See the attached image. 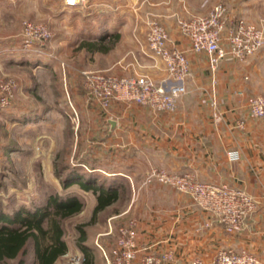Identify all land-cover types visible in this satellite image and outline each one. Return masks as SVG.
I'll return each instance as SVG.
<instances>
[{
	"label": "crops",
	"instance_id": "obj_1",
	"mask_svg": "<svg viewBox=\"0 0 264 264\" xmlns=\"http://www.w3.org/2000/svg\"><path fill=\"white\" fill-rule=\"evenodd\" d=\"M39 1L0 0V10L10 19L2 28L16 32L10 31L13 28L10 27L13 25L11 19L30 15L49 18L61 15L62 26L66 27L68 17L73 14H67L72 6H66L69 9L65 14L61 10L53 14L55 6H51L50 0H43L41 9L37 7L42 2ZM80 11L75 12L77 17L71 26L78 36L73 41L53 40L58 57L42 59L38 65L49 71H60V63L74 59L77 61L75 70L69 65L67 71L80 81L83 72L91 69H111L116 74L138 71L159 83L167 77L163 59L152 56L148 45L139 39L146 29L143 20L132 18L131 12L124 8L121 21L115 25H108V22L107 26L99 28L93 13L84 16ZM249 19L261 23L264 7ZM99 42L104 47H100ZM171 44L188 50L192 60L189 89L174 112L155 111L145 105L123 101H114L104 109L79 88L81 83L77 87L72 85L69 98L78 114L74 145H83L86 138L81 131L88 129L93 131V136L87 145L96 153L92 161L84 160L82 164L113 182L120 195L129 196L125 204L111 214L110 226L113 228L114 223L118 232L121 226L133 224L139 256L147 252L162 256L169 251L172 253L170 264H187L195 257L212 264L221 248H246L264 264V122L249 117L246 105L248 96L264 93V46L244 60L223 59L214 94L207 59L191 51L190 39L175 26L171 31ZM20 58L25 60L26 57ZM65 68L62 67L64 72ZM27 82L25 80L24 84ZM26 86L30 87L23 85ZM213 95L218 99L217 106L211 102ZM27 112L19 108L15 113ZM85 117L89 118L87 127H84ZM244 117L246 126L238 127L237 120ZM231 151H238L240 157L231 159ZM101 153L104 156L99 155ZM151 166L171 171L190 170L202 181L244 187L255 195L258 206L248 215L240 231L230 233L187 193L168 184L146 182ZM115 244L113 232L103 246L111 250Z\"/></svg>",
	"mask_w": 264,
	"mask_h": 264
},
{
	"label": "rangeland",
	"instance_id": "obj_2",
	"mask_svg": "<svg viewBox=\"0 0 264 264\" xmlns=\"http://www.w3.org/2000/svg\"><path fill=\"white\" fill-rule=\"evenodd\" d=\"M50 1L51 6H55L53 14L60 10L65 14L69 9L66 6H72L67 14H73L68 19L65 17L67 19L66 27L62 26L64 23L61 20L63 18L60 17L61 15L58 16L59 18L36 17V15H30L27 18L19 16L15 17L17 19L13 17L11 19L13 25L10 27L13 28L10 31H16L11 33L2 28V25L10 23V19L0 10V13L2 12L1 19L4 20L2 22L0 19V40H3L0 41V78L2 80L13 78L17 83L11 102L0 108V210L13 213L24 207L31 209L37 205H45L50 194L76 191L84 206L78 213L63 219L64 238L69 249L55 264H84L85 259L82 260L84 254L78 246L81 225L86 229L87 243L92 246L95 252L98 251L95 253L94 264H111L100 245H103L108 237H112L113 232L117 241L118 232L115 231L114 223L113 228L110 226V216L118 207L125 204L129 196L121 194L114 204L99 212L94 218L95 194L85 191L77 184H72L66 190L63 184V180L69 173L70 165L79 163L81 169H88L82 164L83 161H92L96 154L87 145L89 144L88 139L93 136V131L82 130L81 135L86 138V141L83 145H74L78 114L73 108L69 96L72 85L77 87L80 83L82 87L79 86V88L89 94L84 74L80 81L79 77L75 78L73 74L68 73L69 65L73 70L75 62H77L71 58L67 62L60 63L58 68L62 71H49L41 64L32 67L20 57L36 55L43 60L53 55L58 57L52 42L53 40L58 42L62 38L73 41L78 36L71 26L75 22V16L77 17L75 12L80 10L82 12L80 11L79 14L84 16L93 13L100 28L103 25L107 26L108 22L110 23L108 25H115L121 21V11L126 8L133 15L132 18L143 20L146 29L143 31V37H139V39L145 44L152 22L161 23L171 34L174 26L180 30L177 22L178 17H186L188 11L207 13L219 3H222L227 9L228 22L235 16H247L249 19L258 9L264 7V0H77V4H69L68 0ZM39 3L40 5L37 7L41 9L43 0H40ZM46 3L48 2L46 1ZM26 20L43 24L51 32V38L44 44L40 43L46 46L47 54L38 55L34 51L28 52L23 49L22 37ZM223 44H227V41L224 40ZM41 47L38 45V48ZM43 49H45L44 46ZM197 54L201 59H207V69L212 76L214 71L209 66L207 53ZM24 63L25 65H23ZM61 66L63 68L66 66V72ZM218 69L219 66L215 71L216 76ZM191 75L186 81L187 90L189 89L188 79ZM71 79H73V83L70 82ZM25 80H28L27 84H24ZM23 85H30V87L26 86V89ZM19 108L26 109L28 112L26 114L15 113ZM27 116L31 117L30 121H23L22 119ZM87 117L83 119L84 127L89 126ZM98 136L101 137V134ZM102 154L104 156V153L99 155ZM58 169L61 175L57 174ZM34 262V249L30 243L25 252L16 258L6 260L3 264H34Z\"/></svg>",
	"mask_w": 264,
	"mask_h": 264
},
{
	"label": "built area",
	"instance_id": "obj_3",
	"mask_svg": "<svg viewBox=\"0 0 264 264\" xmlns=\"http://www.w3.org/2000/svg\"><path fill=\"white\" fill-rule=\"evenodd\" d=\"M77 4V0H68ZM226 7L219 3L207 13L188 11L186 17H178L181 32L190 39V49L196 53L208 55L209 66L213 70L211 83L217 84L215 71L220 62L228 57L244 60L258 52L264 46V20L260 22L245 16H235L228 22ZM229 23V24H228ZM147 45L152 56L160 57L165 62L167 77L156 82L150 75L140 72L116 74L111 69H91L83 72L89 96L104 109L114 101L135 102L150 107L155 111L174 112L178 108L179 98L187 92V78L192 74V60L188 50L171 44L169 30L158 22L151 23ZM23 49L47 54L43 43L51 38L49 29L32 20L24 22ZM226 40L227 44H223ZM41 45V48H38ZM43 46L45 49H43ZM16 53V51H15ZM52 57H55L53 55ZM16 80L0 78V108L7 106L14 97ZM212 104L217 106L216 95ZM248 116L264 122V93L250 95L246 100ZM247 119L237 120V126L244 128ZM231 159H238V151L230 152ZM145 181L168 184L187 193L203 209L211 212L225 227L234 233L244 226L246 218L258 206L255 195L244 187H236L224 182L202 181L190 170L171 171L167 168L151 166ZM111 264H170L172 253L162 256L147 252L139 256L140 248L136 242V230L133 224L121 226L115 246L108 250L100 245ZM112 258V259H111ZM85 256H82V260ZM187 264H208L201 257L193 258ZM212 264H262L260 258L252 251L234 248L218 250Z\"/></svg>",
	"mask_w": 264,
	"mask_h": 264
},
{
	"label": "trees",
	"instance_id": "obj_4",
	"mask_svg": "<svg viewBox=\"0 0 264 264\" xmlns=\"http://www.w3.org/2000/svg\"><path fill=\"white\" fill-rule=\"evenodd\" d=\"M100 43L99 46L104 47ZM24 57L26 62L33 66L43 61L36 55ZM30 119L31 117L27 116L22 120ZM80 166L79 163L70 165L63 184L66 190L72 184H77L85 191L95 194L96 204L93 210L95 218L99 212L114 204L120 194L114 183L109 182L107 178H101L99 172L89 168L81 169ZM56 172L61 175L59 169ZM83 206L79 195L72 191L50 194L45 205H37L31 209L24 207L13 213L0 210V264L18 257L26 251L30 243L35 254L34 264H55L69 249L64 238L62 221L81 211ZM79 230L78 246L85 256L84 264H94L95 251L87 243L86 229L81 225Z\"/></svg>",
	"mask_w": 264,
	"mask_h": 264
},
{
	"label": "water",
	"instance_id": "obj_5",
	"mask_svg": "<svg viewBox=\"0 0 264 264\" xmlns=\"http://www.w3.org/2000/svg\"><path fill=\"white\" fill-rule=\"evenodd\" d=\"M111 122H112V124H115V121L114 120H112Z\"/></svg>",
	"mask_w": 264,
	"mask_h": 264
}]
</instances>
